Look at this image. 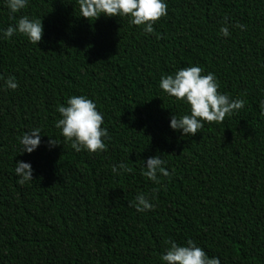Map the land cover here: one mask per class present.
Here are the masks:
<instances>
[{
    "label": "trees",
    "instance_id": "obj_1",
    "mask_svg": "<svg viewBox=\"0 0 264 264\" xmlns=\"http://www.w3.org/2000/svg\"><path fill=\"white\" fill-rule=\"evenodd\" d=\"M164 2L146 34L127 18H80L78 0H28L15 14L0 0V264H164L166 242L189 239L221 264H264V0ZM25 15L43 20L38 45L2 35ZM191 66L245 106L182 137L170 121L189 108L159 83ZM74 95L103 115L106 151L78 153L55 127ZM35 128L41 145L22 154L18 137ZM157 155L171 174L159 185L142 175ZM17 161L33 181L17 183ZM121 163L132 173H113ZM140 194L153 210L131 206Z\"/></svg>",
    "mask_w": 264,
    "mask_h": 264
},
{
    "label": "clouds",
    "instance_id": "obj_2",
    "mask_svg": "<svg viewBox=\"0 0 264 264\" xmlns=\"http://www.w3.org/2000/svg\"><path fill=\"white\" fill-rule=\"evenodd\" d=\"M28 0H7V6L11 13L15 14L27 7ZM80 18L89 22L99 18H127L134 26H141L144 33L155 34L153 25L167 16L168 8L164 0H78ZM15 19V16L11 17ZM235 27L244 30L245 26L236 24ZM19 33L26 37L34 45H38L44 35L43 20L22 16L16 24L9 25L3 31V37L11 38ZM220 33L227 37L229 33L228 18L225 17ZM157 39H163L159 34ZM202 69L198 66L186 67L175 72L174 75L162 76L159 87L169 97L175 98L177 102H182L189 108L190 114L171 117L170 127L172 130L182 132V137H191L199 133L205 122L223 123L226 116L243 109L245 101L242 99H231L228 95L219 92L220 84L213 73L202 75ZM6 87L11 90L18 88V83L14 76L6 80ZM260 114L264 117V100L260 101ZM57 111L60 118L56 121L55 127L60 130L61 136L66 143H70L76 152L86 151L89 155L99 154L106 151L105 139H109V133L103 128V115L97 110V105L84 95L72 96L65 105H59ZM41 130L35 128L30 132L18 137L22 145V154H31L41 145ZM49 144L60 145L56 139L49 137ZM144 163V162H143ZM165 161L160 155L150 157L146 161V166L142 175L156 184H160L158 173L163 177L171 178V174L163 166ZM118 172L113 166V173H132L133 169L121 163ZM15 174L19 178L17 183L24 185L33 181V169L30 163L17 161ZM159 189L153 190V194ZM133 207L138 212L151 211L154 205L145 194H140L132 202ZM169 247L165 254L161 256L164 264H221L219 258H209L206 252L191 239L186 246L177 244L175 241L166 242Z\"/></svg>",
    "mask_w": 264,
    "mask_h": 264
}]
</instances>
